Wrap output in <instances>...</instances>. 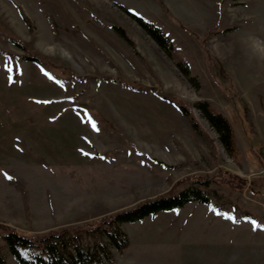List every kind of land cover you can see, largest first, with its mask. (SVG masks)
<instances>
[{
	"label": "rangeland",
	"instance_id": "1",
	"mask_svg": "<svg viewBox=\"0 0 264 264\" xmlns=\"http://www.w3.org/2000/svg\"><path fill=\"white\" fill-rule=\"evenodd\" d=\"M195 180L216 209L122 224L107 264H264V0H0V232L89 227Z\"/></svg>",
	"mask_w": 264,
	"mask_h": 264
},
{
	"label": "trees",
	"instance_id": "2",
	"mask_svg": "<svg viewBox=\"0 0 264 264\" xmlns=\"http://www.w3.org/2000/svg\"><path fill=\"white\" fill-rule=\"evenodd\" d=\"M129 15L163 49L172 53L173 44L169 36L156 24L143 17L128 12ZM40 62L37 58H28ZM41 63V62H40ZM191 81H197L186 63L178 64ZM205 116L220 134V139L227 150L233 147V129L228 119L221 114L209 111L208 104H202ZM181 111L188 115L187 108ZM192 125L200 131L198 122L191 117ZM209 180H195L179 191L165 193L156 198L141 202L135 207L120 211L103 218L96 225L50 232L40 236H29L14 229L0 232L5 248L20 264H107L114 263L115 257L102 239L105 237L111 246L119 251L125 250L130 240L122 229L124 223H136L160 212L180 210L191 202L207 204L216 209L213 197L221 198L217 189H210ZM4 247L0 245V264H8Z\"/></svg>",
	"mask_w": 264,
	"mask_h": 264
}]
</instances>
